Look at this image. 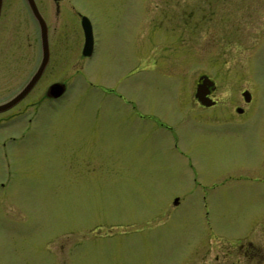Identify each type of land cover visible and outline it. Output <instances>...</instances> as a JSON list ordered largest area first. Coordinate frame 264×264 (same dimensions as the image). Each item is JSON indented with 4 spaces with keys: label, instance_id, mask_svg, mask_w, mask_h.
Masks as SVG:
<instances>
[{
    "label": "rangeland",
    "instance_id": "obj_1",
    "mask_svg": "<svg viewBox=\"0 0 264 264\" xmlns=\"http://www.w3.org/2000/svg\"><path fill=\"white\" fill-rule=\"evenodd\" d=\"M40 1L49 4L43 13L60 36L61 24L67 18L53 16L52 0ZM139 1L69 0L87 15L95 33L99 28L106 40L112 41L110 53L121 62L117 67L111 60L102 69L106 77L118 69L117 81L109 78L98 83V48L87 68L88 62L81 63L75 50L68 52L66 48L65 55L67 41L58 37V47L53 50L58 54H52L32 91L0 114V264H45L47 254L41 245L54 236H62L58 239L64 241L65 253L74 246L77 252L73 264H181L184 258L186 264H203L213 251L212 241L217 242L220 256L235 252V246L246 240L254 243L256 249L251 250L264 264V170L260 176L245 173L252 157L261 153L259 143L256 135L248 139L243 131L225 129L227 125H246L245 130L250 131L264 124V10L251 0L235 10L234 20L230 17L227 23L204 20L205 13L197 11L193 14L201 18L191 27L178 28L175 24L173 36L174 43L180 37L189 39L191 51L185 46L188 50L182 47V53L180 47L171 46L155 52L152 56L156 58L151 59L147 55V33L151 30L161 36L164 22L168 18L175 22L173 17L179 19L180 10H172L174 6L168 0H146L152 6L148 12ZM8 7L12 32L9 42L0 44V102L23 86L39 58L26 47L33 38V25L22 3ZM191 17L186 13V24ZM138 22L148 29L141 36L147 57L138 60L140 70L132 72L124 61L125 50L117 44L121 46L118 40L125 33H132L130 38L139 30ZM72 25L77 27V22ZM231 30L233 33L227 35ZM178 44L181 46V42ZM173 50H178V55L167 66ZM156 59L161 68L150 72L148 66H155ZM160 71L165 80L157 79ZM200 73L214 81L213 94L219 98L215 106L205 109L193 98L194 81ZM71 76L81 78L69 79ZM85 79L90 83L85 84ZM63 80H68L72 89L54 106L49 105L43 98L44 91L51 82ZM109 88L116 95L105 94ZM243 90L250 94L247 105L240 95ZM118 92L125 97L117 98ZM101 97L106 99L102 101ZM134 100L141 108L137 113L149 115L150 121L134 115L130 108ZM234 105H244L245 112L236 115ZM34 108L37 112L33 115ZM159 119L176 133L179 126L187 129L185 142L175 145L177 153L172 148L171 133L156 127L155 120ZM115 124L119 125L117 136L121 141L99 144L108 137L107 126ZM200 128L211 131L209 136ZM222 133L231 138L230 143L215 152L210 145L221 146L223 141L217 136ZM244 141L255 150L244 149ZM163 146L173 157L161 155ZM209 154L231 156L232 162L219 161L221 158L205 162ZM147 162L152 165L148 167L152 168L148 181L137 172L140 180L116 179L115 172L124 163L128 171L145 172ZM255 165L264 167L263 154ZM164 167L175 170L177 178L185 177L184 182L169 179L171 175ZM191 168L210 175L207 183L214 186L213 195H206L211 199L207 224L202 218L200 196L193 188ZM227 172L231 177L226 179ZM152 177L156 179L150 180ZM174 197L179 202L175 206ZM97 240L104 244L96 247L93 241ZM85 248L97 256L85 260Z\"/></svg>",
    "mask_w": 264,
    "mask_h": 264
},
{
    "label": "flooded vegetation",
    "instance_id": "obj_2",
    "mask_svg": "<svg viewBox=\"0 0 264 264\" xmlns=\"http://www.w3.org/2000/svg\"><path fill=\"white\" fill-rule=\"evenodd\" d=\"M235 1H237L236 2L237 5H235ZM249 1H251V0H178V3H175L172 0H168L167 3H172L173 6H174V8H172V10H176V9L180 10V13L177 15V16H180V18L176 19V16L173 17L175 19V22H172L171 19L168 18V20L164 22V24L166 23V26L162 30L161 36L159 35V32L153 33L151 30H149V33H147L148 29H146V27L143 25V23L138 22L139 23V30H138L139 33H138L137 29H136L135 30V34H133V36L130 37V38H129V36L132 33H129L128 36L125 33L123 36H121L120 40H118L121 43V46H119V44H117V46L122 51L125 50L124 51V61H125V63L130 64L129 66L132 67V72H135L136 70L139 69L138 68V64L136 62H138V60L142 59L143 57H147L145 55L146 54V46L148 47L147 48V55L151 59H155L156 58V57L153 58V56H152V54H154L155 52H157V51L164 52V51H166V50H168V49H170V48H172L174 46L176 48L180 47L179 51H181L182 53L184 52L183 48H185V52L188 50V49H186L185 46H187L189 48V50L191 51L192 42L189 39L182 38V37L179 36L180 37L179 38L180 41H178V42H181V46H180V44H178V42L174 43V37L173 36H175L174 31L177 29V26H178V28L191 27L192 24L197 19L201 18V17H198V15H195L197 13V11H203L205 13L204 20H208V21L214 20L216 22L223 21L222 23H227V22H225V21H227L226 19H229L231 17L232 20H234L233 19L234 18V14L233 13L235 12V10L239 11L240 8L242 7V4L243 3L248 4ZM32 2H33V6H34L35 10L40 14V16L43 19V22L45 24L46 39H47V49H48L47 63L45 65L43 71L41 72L39 78L37 79V81L39 79H41L45 69L48 66V63L52 60V54L54 52L58 54V51H53V50L55 49V47H58L57 46L58 45L57 44V40H59V38H61V37H62L63 40L67 41V42H65V43H67V46H68V47H65V55H66V48H69L67 50L68 52L69 51L73 52L75 50V52L77 53V56L80 58L81 63H82V61H83V63L84 62H88L87 63V68H88L89 62L93 59V57L95 55V52H96V50L98 48V50H99V53H98V58L99 59L97 61L98 68L100 67L99 65H101V67H100L101 70H100V72L98 74V83L104 82V81H106L109 78H114L117 81L116 77L118 75V69H117V72H114L113 74H110L108 77H106L104 75V73H103L102 65H104V64H108L109 65L111 60H113L114 61V66L118 67V64L121 61L119 60V58H115L117 56L113 57L111 55V53H110V49L113 48L112 41L106 40V37L104 36L102 31H100L99 28L96 30V33H95V30H94L95 28L93 27V24H92L91 21H90V24H91V34H92L91 35V37H92V50H91V54L88 55V56H85L83 54L84 35H83L82 28L80 26V20H81V16H83L84 14L81 11H78L74 7V5H72V3L69 2V0H52L51 3L53 4V6H52L53 7V16L58 17L59 14H62V17L67 18V21H65L64 23L62 22V24H61L62 25V32H61V35L58 36L57 35L58 32L56 31V29L53 28L52 26H50V23L48 22L49 19L47 18V15H45L43 13V10H46L49 7V4L47 2L43 3L40 0H37V1L36 0H32ZM21 3H22L23 8L28 13L30 21L32 22V25H33V27H32V31H33V34H32L33 38L32 39L33 40L31 39L28 43H26V47L28 46L29 50L33 54H34V51H35V57L37 56V53H38V56H39L38 62L36 63L34 68L29 73V78H28V80H29L31 75H32V73L35 71V69L37 68V66L39 64L40 57H41V44H40L39 27H38L36 21L33 18V15H32L31 10H30L31 6L29 5V1L28 0H0V44L2 46H4V43H5V45H6V43L9 42L10 34L12 32V28L10 27L11 18H10V15H8V11H9V7L8 6L11 5V7L14 6V8H15V6L19 7V5ZM252 3L256 4V5H259L260 8L262 10H264V5H263L264 0H263L262 4L260 3V0H252ZM81 4L84 6L85 2H81ZM141 4H145L146 10L149 9L148 12L152 11V6L150 7V5H151L150 2H148L146 0L145 1L140 0L139 1V5L142 8ZM13 10H11L10 12L13 13ZM141 10H143V9H141ZM186 13H188V16H192L190 18V21L188 22V24H186V21H185V18H184V17H186ZM193 13H195V14H193ZM12 15H11V17H12ZM238 18L241 19L239 16H238ZM99 20H101V18ZM75 21L77 22V27H72L73 26L72 24ZM112 24L113 25L110 26V29L113 30V27H114V22L113 21H112ZM175 24H177V26H175ZM151 25H152V22L149 21V26H151ZM152 29H154V28H152ZM144 32L148 34L147 41H148L149 45H146V46L144 45L143 42H141V39H142L141 36L143 35ZM171 32H173V33H171ZM227 33H228L227 35H229V34L231 35L233 32L231 30V31H228ZM25 35L29 36V34H27V33H25ZM165 35H166V38H164ZM159 36H160V40H162V41H159ZM153 43H155V45H153ZM214 44H215L214 41L211 40V45L214 46ZM5 48H7V47H5ZM177 51L178 50H173L172 51V55L167 61V63H168L167 66L171 65L173 60L176 59V56H174V55H176V53L178 55ZM142 52H144V53H142ZM33 54H32V56H34ZM60 54L62 55V53H60ZM190 63L193 64L194 61L190 60ZM195 63H197V62L195 61ZM198 63H199V61H198ZM148 67L150 68V72H152V71L155 72L156 70L161 68V65L157 64V59H156L155 66L152 64V65H150ZM163 75H164V73L160 71L159 72V76H157V79L165 80L164 78L166 76H163ZM71 78L74 79V80H78V78H81V77L80 76H71V77H69V79H71ZM28 80H27V82H28ZM65 80H63V81H54V82L50 83V85L53 84V83H62V84H64V90L58 97L54 98V97L48 96V93H47V89L48 88L44 91V94H43L44 97L43 98L48 99V101L50 102L49 105L57 103L60 100V98L64 97L67 94V92H69V90L72 89V87L70 85H67L68 84V80L67 81H65ZM37 81H36V83H37ZM87 83L89 84L90 82L85 79V84H87ZM81 84L83 85V83H81ZM194 84L195 85H194V91H193V98L195 99V101L198 100L197 98L194 97V95L196 93V89L198 87L200 94H202L201 96L203 98H207L208 99V100H206L207 102H209V101L211 102L210 105L206 106V105H203V104L199 103V101H197V104L201 108L205 109V108H209V107L215 106L217 104L219 98H217L213 94L214 90H215V83L208 75H206L205 73L198 74L197 77L195 78ZM86 86L87 85H85L84 87H86ZM33 87L29 90L28 93H30L32 91ZM165 88H166V90H170L171 89V87H167V86H165ZM81 89H82V87H80L79 90H81ZM243 91L240 92V95H241V93ZM28 93L26 95H28ZM104 93L107 94V95H116L115 92L112 90V88H109L108 90L104 91ZM118 93H120V92H118ZM170 94H171V97H170V99H171L173 94H172V92ZM119 95H118L117 98L121 99L123 94L120 93ZM123 96L125 97V95H123ZM124 97H123V99H124ZM105 99L106 98H102L101 97L102 101H104ZM82 100H84V98H82ZM242 101H243L244 105H247V104L250 103L251 100L249 98L248 101H244L243 99H242ZM127 103H129V102L127 101ZM37 105H38V103H36L34 107H37ZM133 105H131L130 108H131V110L133 111V113H134V115L136 117L145 118V119H143V120H145V122L150 121V116L149 115H144L143 113L142 114H138L137 113L138 110H141V108L138 107L137 100H134ZM244 105L242 107L241 106L239 107V105H234V107H233L234 113L236 115L243 114L245 112ZM50 108H51V106H50ZM33 110L34 111H32L31 113L34 115L37 112V109L34 108ZM87 110L85 109V114H87ZM7 111H5V112H7ZM142 112H143V110H142ZM2 113H4V112H2ZM26 120H27V123L29 125L30 121H31V118L28 116L26 118ZM155 123H156V127L158 129L163 130L168 135H169V133H171L172 143L174 144V145H172V148H173V151H175L177 153L175 145L182 144L183 142H185L186 135L188 133L187 129H185L184 127H183V129H181L182 126H179L180 129H181V133L180 134L178 133V131L180 130V129H178L177 130L178 134H177L176 132H174L173 129H171L169 127V125L164 124V121L162 119H159L158 121L155 120ZM243 126H244V128H243ZM243 126L239 127L238 125H236V126L235 125L234 126L233 125H227V127H225V129L228 130V131L233 130V129H236L237 132L243 131V132L246 133L245 136L248 139H250V138H252V137H254L256 135V139L258 140V143H259L260 147H259L258 144L257 145H258L259 151L261 150V153H260L259 156H254V157L251 156L252 157V159H251L252 163H250L247 166V168H245V173H253V174L255 173V174L260 176V172H263L264 167L262 165H258L256 167L255 160L257 161L258 158L262 154L264 155V150L261 149V147H263V145H264V124H259L257 130H250V131L245 130L246 127H247L246 125H243ZM86 128L87 127L85 125V129ZM107 129H108L107 130V132H108L107 139L105 140V142H100L99 144H101V145L102 144L103 145L115 144V143L121 141L119 139L120 137L117 136L119 134L117 132H120L118 124H115L113 126H107ZM200 131H202L206 137H208L209 136L208 134L211 132V131H208L206 133V130H203L202 128H200ZM237 132H235V133H237ZM22 133H19V135H21ZM146 136L148 137V135H146ZM10 138H11V140L13 139V137H10ZM217 138H218V140H221L223 142H222L221 146H215V144H214V146L210 145V147L216 149L215 152L219 151V150L220 151L224 150L227 147V145L230 143V140H231V138L229 139V137L226 136L224 133H222V135H218ZM161 142L164 144L165 139L163 138ZM247 142L248 141H244V149L247 148L248 151L252 152L249 149V147H251V148H253L255 150V147L252 144H250V143H248V145L246 146ZM254 142H256V141H254ZM5 143L6 142L3 141V143H2L3 147L5 146ZM200 146H202V145H199L198 147L200 148ZM167 148L169 149L168 145H167ZM160 150H161V155H164L166 158H169V156H171L169 151H167L164 146ZM171 157H173V156H171ZM176 157L178 158V156H176ZM204 158H205V162H210V163L214 162V161H217V159H219V158H221L219 161H222V162H232L231 161V156H228V157H222V156L217 157V156H213V154H209V155H206ZM243 158L244 157L242 156V159ZM148 162H147V170L145 172L133 171L131 169L128 171V170H126V169H128L127 166H126L127 164L124 163L123 167L120 170H117L115 172V177H116V179L118 181H121L120 179H123V178H126V177L129 178L132 181H137V180H140V178L136 177V175H135L136 174L135 172H137L138 175L142 179H143L144 176H146L147 177V181H148L149 177L151 176L150 171L152 169V168H148L149 166L152 167V165L149 164ZM152 164H153V162H152ZM164 169H166V173L168 175L169 174L171 175V177L169 179H172L173 181L178 182V183L184 182V178L185 177H183V179H182V177L177 178V174L174 173L176 171L175 170L173 171L172 168H170V171L166 167H164ZM190 172L192 174L191 180H192V183L194 185L193 188H196V191H197L195 193H196V195L200 196V205L199 206L201 207L202 218H203L205 224H207L208 223V216H209L208 215V211H209V208H210L211 199L210 198H206V195L210 196V195H213V193H214V186L210 185V184L208 185V183H207V181H208L207 179H209L211 176L208 175L209 177H207V175H201L199 173V171H195L192 168H191ZM227 173H228V175L224 177L226 179L228 177H230L229 176L230 175L229 172H227ZM154 179H156V178L152 177L150 180L153 181ZM174 189L175 188H173V190ZM147 190H148V188H147ZM168 190H172V189L169 188ZM175 198L176 197L173 198L174 205H177L178 201L176 200L177 198L176 199ZM60 237H62V236L50 237L48 239L49 241H46V242L42 243L41 246L45 250L44 253L47 254V256H46V258L44 260L45 264H73L75 262L74 258H73V254H75L77 252L76 249L74 248V246H72L71 250L69 251V254L65 253L64 252L65 243L61 239H58ZM62 239H65V238H62ZM75 244H77V243H75ZM93 244L97 247L99 245L104 244V242H101L100 240H97V241H93ZM252 244H254V243L251 240H246L245 242H241V243H239V244H237L235 246L236 247L235 248V250H236L235 252L234 251L233 252L226 251V252H223L219 256L218 252L216 251V248L219 247V246H218L217 242L212 241V243L210 245V248L213 251H210L209 257H206L204 259L203 264H237V263L238 264H256L255 262H256L257 259L259 260L258 264H261L260 259L256 257L258 253L256 254L255 252H253L251 250V249H256V247L252 246ZM96 247L94 248V250L96 249ZM96 256H97V254L95 252H91V250H88V249L85 248V260L90 258V257H96ZM234 257H237V258L234 259ZM186 261H185V258L182 259V263L181 264H186Z\"/></svg>",
    "mask_w": 264,
    "mask_h": 264
},
{
    "label": "water",
    "instance_id": "obj_3",
    "mask_svg": "<svg viewBox=\"0 0 264 264\" xmlns=\"http://www.w3.org/2000/svg\"><path fill=\"white\" fill-rule=\"evenodd\" d=\"M28 1H29V5L31 6L30 10L32 12L34 19L36 20V22L38 24L39 31H40V44H41L40 61H39V64H38L36 70L34 71L32 76L30 77L28 82L22 87V89L18 93H16L12 98H10L8 101L4 102L3 104H0V112L10 108L11 106L16 104L20 99H22L24 97V95L29 91V89L36 82V80L40 76L41 72L43 71V69L47 63L48 49H47L45 24H44L41 16L35 10L32 0H28ZM81 20H82V27H83L84 35H85V50H86L87 48H89V44H90V29H89L87 19L85 17H82ZM62 90H63V87L59 84H52L48 89V91L49 92L52 91L54 93L53 95H55V96L59 95L62 92ZM197 96L198 95L196 93V97ZM242 96H243L245 101H248L249 95L246 91L242 93ZM205 104H208V103H205Z\"/></svg>",
    "mask_w": 264,
    "mask_h": 264
},
{
    "label": "bare ground",
    "instance_id": "obj_4",
    "mask_svg": "<svg viewBox=\"0 0 264 264\" xmlns=\"http://www.w3.org/2000/svg\"><path fill=\"white\" fill-rule=\"evenodd\" d=\"M35 83H36V82H35ZM35 83H34V84H35ZM34 84H33V86H34ZM33 86H32V87H33ZM50 93H51V92H50ZM198 96H199V95H198ZM199 98H200V100H201L202 102H204L202 97H199ZM0 113H2V112H0Z\"/></svg>",
    "mask_w": 264,
    "mask_h": 264
}]
</instances>
